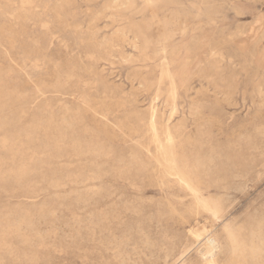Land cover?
<instances>
[{
    "label": "rangeland",
    "instance_id": "rangeland-1",
    "mask_svg": "<svg viewBox=\"0 0 264 264\" xmlns=\"http://www.w3.org/2000/svg\"><path fill=\"white\" fill-rule=\"evenodd\" d=\"M20 1L0 0V264H264L226 250L264 229V0Z\"/></svg>",
    "mask_w": 264,
    "mask_h": 264
},
{
    "label": "bare ground",
    "instance_id": "bare-ground-1",
    "mask_svg": "<svg viewBox=\"0 0 264 264\" xmlns=\"http://www.w3.org/2000/svg\"><path fill=\"white\" fill-rule=\"evenodd\" d=\"M22 1V0H21ZM20 1V2H21ZM30 1V0H29ZM43 1V0H42ZM25 2H27V1H25ZM127 2H128V0H127ZM145 2H146V5H147V8H153V2H152V0H145ZM113 3H114V1H113ZM20 4V3H19ZM22 4H23V2H22ZM25 4V3H24ZM130 4H131V6L132 7H135V5H136V3L133 1V0H130ZM29 5V4H28ZM24 6H26V4L25 5H22V7H24ZM21 7V6H20ZM28 7V6H27ZM23 9V8H22ZM27 9V8H26ZM130 8H128V10H129ZM150 10V9H149ZM152 10V9H151ZM130 11V10H129ZM153 11H154V9H153ZM43 12V11H42ZM15 14V13H14ZM175 14V13H174ZM156 15V14H155ZM152 16V15H151ZM157 17V16H156ZM155 17V18H156ZM151 18V17H150ZM157 19V18H156ZM152 20H153V18H152ZM158 22V21H157ZM152 25H156V23H152ZM42 26V25H41ZM138 26V25H137ZM47 27V26H46ZM138 28V27H137ZM157 28L158 29H160V32H159V30H158V32L160 33V36H159V34H157L158 36H159V38L157 39L158 40V43L159 44H157L156 46H160V44H162L163 46L169 41V30L167 29V24L166 23H162L161 21L160 22H158V24H157ZM139 29V28H138ZM123 31V30H122ZM126 31V30H125ZM141 31V30H140ZM127 34V33H126ZM141 36V35H140ZM136 39V38H135ZM137 40V39H136ZM135 40V41H136ZM147 40V39H146ZM148 41V40H147ZM145 42V41H144ZM141 43V42H140ZM150 43V42H149ZM145 44V43H144ZM137 46V45H136ZM149 46V45H148ZM135 47V46H134ZM138 47H136V49H137ZM145 48V47H144ZM163 48V47H162ZM138 49H140V48H138ZM148 49V48H147ZM146 50V49H145ZM147 51V50H146ZM161 51H163V50H161ZM165 51V50H164ZM184 52V51H183ZM162 54H163V52H162ZM211 54V53H210ZM162 56H164V55H162ZM212 56V55H211ZM161 57V56H160ZM210 58V57H209ZM131 59V58H130ZM148 59V58H147ZM162 59H163V57H162ZM94 60V59H93ZM169 60V59H168ZM131 61V60H130ZM143 61H144V59H143ZM165 61V60H164ZM170 65H171V63H170ZM174 65V64H173ZM166 66V65H165ZM213 66V65H212ZM96 70V69H95ZM140 71V70H139ZM102 74V73H101ZM169 75V74H168ZM131 76V75H130ZM184 76V75H183ZM145 77V76H144ZM171 77V76H170ZM185 77V76H184ZM73 78V77H72ZM135 77H133V79H134ZM168 79H169V77H168ZM185 79V78H184ZM170 80H172V79H170ZM140 81V80H139ZM169 81V80H168ZM171 82V81H170ZM169 82V83H170ZM178 83V82H177ZM145 84V83H144ZM147 84V83H146ZM140 85V84H139ZM173 85V84H172ZM117 86V85H116ZM172 87V86H171ZM215 87V86H214ZM110 88V87H109ZM170 89H172V88H170ZM166 90H168V89H166ZM121 91V90H120ZM173 89L171 90V93L170 94H173ZM170 92V91H169ZM112 94V93H111ZM156 94V93H155ZM175 94H176V92H175ZM121 95V94H120ZM103 96V95H102ZM108 96V95H107ZM162 96V95H161ZM173 96H175L174 94H173ZM88 97V96H87ZM169 98V97H168ZM169 100V99H168ZM173 100H175V99H173ZM129 101V100H128ZM4 102V101H3ZM166 102H167V100H166ZM169 102V101H168ZM168 102H167V104H168ZM173 102V101H172ZM135 103V102H134ZM133 103V104H134ZM170 103H171V98H170ZM174 103H175V101H174ZM192 105V104H191ZM171 106V105H170ZM176 106L177 105H175V109H176ZM198 106H200V105H198ZM167 107V106H166ZM174 107V106H173ZM65 108V107H64ZM77 109V108H76ZM150 109V108H149ZM148 109V110H149ZM175 109H173L174 111H175ZM172 110V109H171ZM177 110V109H176ZM147 111V110H146ZM145 111V112H146ZM156 111V110H155ZM154 111V112H155ZM195 111V110H194ZM190 112V111H189ZM152 113V112H151ZM156 113H157V111H156ZM173 113V112H172ZM171 113V114H172ZM175 113V112H174ZM79 114V113H78ZM158 114V113H157ZM139 116V115H138ZM164 116V115H163ZM176 116V115H175ZM70 118V117H69ZM158 118V117H157ZM64 119V118H63ZM150 119V118H149ZM153 120V119H152ZM158 120V119H157ZM149 121H151V120H149ZM209 121V120H208ZM145 123V122H144ZM65 124V123H64ZM70 125V124H69ZM151 125V124H150ZM157 125H159V124H157ZM157 125H156V127H157ZM162 126V125H161ZM143 127V126H142ZM159 127V126H158ZM157 127V128H158ZM164 127V126H163ZM162 127V128H163ZM171 127H172V125H171ZM174 127V126H173ZM172 127V128H173ZM149 128H152V126H149ZM154 128V127H153ZM165 129H168V127H164ZM163 128V129H164ZM155 129V128H154ZM175 129H177V128H175ZM200 129H201V127H200ZM205 129V128H204ZM204 129H203V131H204ZM169 130H170V128H169ZM173 130H174V128H173ZM259 130H261V129H259ZM263 130V129H262ZM151 131V130H150ZM161 132V131H160ZM164 132H165V130H164ZM170 132H171V130H170ZM173 132H176V131H173ZM180 132V131H179ZM146 133V132H145ZM257 133H258V131H257ZM142 134V133H141ZM154 134H156L155 132H154ZM153 134V135H154ZM163 134V133H162ZM217 134V133H216ZM158 135V134H157ZM170 135V134H169ZM168 135V136H169ZM173 135H174V133H173ZM202 136H203V134H202ZM234 136V135H233ZM167 137V136H166ZM207 137H209V135L207 136ZM5 138V137H4ZM141 138H143V137H141ZM154 138V137H153ZM165 138V137H164ZM169 138L172 140V136L170 135L169 136ZM176 138H178V137H176ZM9 139V138H8ZM146 139V138H145ZM160 139V138H159ZM175 139V138H174ZM196 139V138H195ZM209 139V138H208ZM4 140V139H3ZM7 140V139H6ZM157 140V139H156ZM171 140H170V142H171ZM9 141V140H8ZM175 141V140H174ZM162 142H163V139H162ZM168 142V141H167ZM37 143V142H36ZM200 143V142H199ZM157 144V143H156ZM168 144V143H167ZM172 144V143H171ZM171 144H170V146H171ZM206 144V143H205ZM62 145V144H61ZM145 145V144H144ZM159 146V145H158ZM163 146V145H162ZM167 146V145H166ZM169 146V145H168ZM162 149V148H161ZM169 150V149H168ZM177 150V149H176ZM161 152V151H160ZM162 152H164V151H162ZM184 152V151H183ZM181 153V152H180ZM213 153V152H212ZM211 153V154H212ZM169 155H171L170 154V150H169V153H168ZM168 154H167V156H168ZM182 154V153H181ZM166 155V154H165ZM205 156H207V155H205ZM220 156V155H219ZM163 157H165L164 156V154H163V156H162V158ZM169 158V165H171L172 166V169H177V167H176V163H175V161L173 160V159H171V156H168ZM204 157V156H203ZM211 157V156H210ZM159 158V157H158ZM177 158V157H176ZM196 158V157H195ZM206 158V157H205ZM209 158V156H207V159ZM204 159V158H203ZM163 161L165 160L164 158L162 159ZM178 160V159H177ZM187 160V159H186ZM206 160V159H205ZM209 160V159H208ZM158 161H161V160H158ZM204 161V160H203ZM202 161V162H203ZM210 161L212 162L213 160L212 159H210ZM158 163V162H157ZM166 163H167V161H166ZM189 164V163H188ZM226 164H228V163H226ZM157 165H159V163L157 164ZM165 165V164H164ZM204 165V164H203ZM206 165V164H205ZM204 165V166H205ZM208 165H210V162H209V164ZM212 165V164H211ZM197 166V165H196ZM198 166H200L199 164H198ZM197 166V167H198ZM203 166V168H205ZM165 167V166H164ZM207 167V166H206ZM209 167H211V166H209ZM215 167V166H214ZM213 167V168H214ZM199 168V167H198ZM167 169V168H166ZM170 169V168H169ZM208 169V168H207ZM210 169V168H209ZM182 170V169H181ZM170 171H172V170H170ZM192 171V170H191ZM194 171V170H193ZM169 172V171H168ZM175 171H173V173H174ZM186 172V171H185ZM210 172V171H209ZM178 173V172H177ZM193 173V172H192ZM196 173H197V171H196ZM208 174V173H207ZM196 175V174H195ZM190 177H191V174L189 175ZM213 176V175H212ZM180 177H181V175H180ZM196 177H198V176H196ZM195 176H194V178H196ZM184 178V177H183ZM186 178V177H185ZM202 178V177H201ZM241 178V177H240ZM197 179V178H196ZM182 180V179H181ZM187 180V179H186ZM186 180H185V182H186ZM189 181V180H188ZM184 182V181H183ZM178 183H180V180H179V182ZM189 183V182H188ZM188 183H187V185H188ZM222 183V182H221ZM190 184H192V183H190ZM177 185V184H176ZM180 185V184H179ZM186 185V186H187ZM195 185V184H194ZM192 186V185H191ZM187 187H189V186H187ZM192 188V187H191ZM97 189V188H96ZM101 191V190H100ZM195 192V191H194ZM196 197V196H195ZM196 199V198H195ZM198 199V198H197ZM200 199V198H199ZM215 199V198H214ZM201 200V199H200ZM195 201H197V200H195ZM205 201V200H204ZM208 201V200H207ZM210 202V201H209ZM194 203V202H193ZM211 203V202H210ZM198 204V203H197ZM199 204H200V202H199ZM223 204V203H222ZM227 204V203H226ZM129 205V204H128ZM202 206H203V204H201ZM210 205H212V204H210ZM225 205V204H224ZM214 207H215V204L213 205ZM218 206H219V204H218ZM221 206V205H220ZM207 208V207H206ZM222 208H223V206H222ZM213 209H215V208H213ZM211 212H215V210L214 211H212L211 210ZM220 212V211H219ZM226 213V212H225ZM218 214V213H217ZM215 216V215H214ZM262 216V215H261ZM216 217V216H215ZM220 218V217H219ZM216 219H218V218H216ZM255 220V219H254ZM259 220V219H258ZM257 220V221H258ZM261 220V219H260ZM244 221V220H243ZM15 222V221H14ZM255 222V221H254ZM259 222V221H258ZM197 223V222H196ZM207 232V231H206ZM242 232V231H241ZM33 233V232H32ZM252 233V232H251ZM204 234V233H203ZM230 234V233H229ZM238 234H240V233H238ZM236 235V234H235ZM206 237H205V240H206V242H205V245H204V248L202 249L203 251H204V253L207 255H210L211 257H214V256H216V255H218V253H220V251H222V249H223V245H222V243H220V242H218V240L215 238V237H211L209 234L208 235H205ZM217 236V235H216ZM233 236V235H232ZM249 236H251V235H249ZM218 237V236H217ZM226 237H227V235H226ZM228 239H229V237H228ZM222 240V239H221ZM230 240V239H229ZM197 241V240H196ZM226 241H228V240H226ZM115 242V241H114ZM225 244V243H224ZM228 249H226V250H230L231 252H233V253H236V254H238V253H244V252H246V254L253 260V261H259L261 258H262V256H263V254H264V229H263V226H260L259 228H258V230L256 231V232H253V234H252V236H251V238L250 239H243V238H239V237H234V238H232L231 239V241L228 243V247H227ZM201 250V251H202ZM225 250V251H226ZM230 253V252H229ZM222 254H223V252H222ZM228 254V253H227ZM233 255V254H232ZM239 255V254H238ZM237 255V256H238ZM139 257V256H138ZM144 258V257H143ZM159 258V257H158ZM205 258V257H204ZM207 258V257H206ZM235 258V257H234ZM239 258V257H238ZM211 259V258H210ZM209 259V260H210ZM130 260V259H129ZM234 260V259H233ZM235 260H237V259H235ZM211 261V260H210ZM210 261H209V263H210ZM229 261H231V260H229ZM238 261V260H237ZM205 262V261H204ZM213 262V261H212ZM248 262H249V260H248ZM232 264H233V261L231 262ZM187 264V263H186ZM212 264V263H211ZM229 264V263H228ZM235 264V263H234ZM240 264V263H239Z\"/></svg>",
    "mask_w": 264,
    "mask_h": 264
}]
</instances>
